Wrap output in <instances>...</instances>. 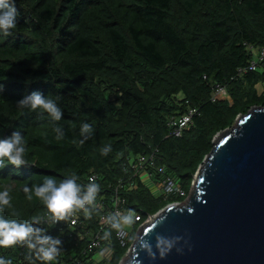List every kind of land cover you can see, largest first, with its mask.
<instances>
[{
    "label": "trees",
    "instance_id": "1",
    "mask_svg": "<svg viewBox=\"0 0 264 264\" xmlns=\"http://www.w3.org/2000/svg\"><path fill=\"white\" fill-rule=\"evenodd\" d=\"M14 5L16 28L11 35L0 31V139L19 131L26 164L17 168L5 160L0 168V192L10 197L0 216L21 223L44 220L49 210L34 193L28 199L24 188L47 178L58 184L75 174L82 195L90 183L98 184L93 202H101L102 210L93 205L89 215L74 210L73 232L79 235L60 246L65 262L92 264L95 249H87L84 234L98 229L97 219L111 208L120 185L122 208L139 221L129 223L128 236L120 238L114 219L102 239L108 256L96 262L118 264L144 220L186 199L215 134L252 106H264V87H257L264 86V63L249 69L255 51L248 48L264 46V0H14ZM216 84L225 97L212 99ZM33 92L56 102L59 121L42 109L17 106ZM189 107L196 112L176 136L169 119ZM85 123L91 133L81 131ZM141 155L152 156L153 167L140 165ZM145 174L152 183L170 176L184 195L160 194L143 180ZM90 175L96 176L92 182ZM67 221L66 216L61 224L43 223L45 234L66 237ZM27 247L0 246V258L44 264Z\"/></svg>",
    "mask_w": 264,
    "mask_h": 264
},
{
    "label": "water",
    "instance_id": "2",
    "mask_svg": "<svg viewBox=\"0 0 264 264\" xmlns=\"http://www.w3.org/2000/svg\"><path fill=\"white\" fill-rule=\"evenodd\" d=\"M121 264H264V106L215 134L187 201L140 225Z\"/></svg>",
    "mask_w": 264,
    "mask_h": 264
},
{
    "label": "clouds",
    "instance_id": "3",
    "mask_svg": "<svg viewBox=\"0 0 264 264\" xmlns=\"http://www.w3.org/2000/svg\"><path fill=\"white\" fill-rule=\"evenodd\" d=\"M16 17L17 10L14 0H0V31L5 35H11V30L16 28ZM2 88L3 85H0V90ZM16 103L21 109L25 107H29L33 111L42 109L54 121H59L62 117V111L56 102L39 92H33ZM92 130V127L86 123L81 127L82 132L91 133ZM54 131L59 133L61 128L57 126ZM57 138H62V135ZM25 151L24 139L19 131L15 130L10 136L0 139V168L6 166L5 160L17 168L25 165ZM108 151H110V148H105L102 150V154L107 155ZM76 179L75 174H72L71 178L63 179L57 184L55 179L47 178L41 186H35L32 189L25 187L24 192L27 194L28 199L31 200L34 193L35 197L44 202L51 213L48 219L52 222L64 220L69 213L77 209H82L87 215L89 210L85 205L93 203L99 191V185L90 183L87 192L82 195L81 187L76 183ZM9 205V194L0 192V212L4 211L5 207ZM124 220L127 223L133 222L131 215L125 217ZM43 222L41 218H34L31 222L21 223L0 216V246L7 247L18 243L27 244L29 248L36 250L38 257L44 264H51L59 253L61 240L58 237L53 238L45 235L44 229L35 226ZM156 240V246L160 249L161 254L172 247V243L165 237L158 235ZM144 246L151 248V244L148 241L144 242ZM0 264H11V261L0 258Z\"/></svg>",
    "mask_w": 264,
    "mask_h": 264
},
{
    "label": "built area",
    "instance_id": "4",
    "mask_svg": "<svg viewBox=\"0 0 264 264\" xmlns=\"http://www.w3.org/2000/svg\"><path fill=\"white\" fill-rule=\"evenodd\" d=\"M249 49L253 51H255V54L253 55L252 60L249 63V69L254 70L256 69L261 63H264V46L254 49L252 46H248ZM226 95V91L225 89L219 85L216 84L215 85V93L213 95V98L216 97H220V96H224ZM196 110L194 108H187L186 111L181 114L178 118H170L169 119V124L173 127V132L174 135L178 136L180 135L182 129H184L185 127L188 126V124H190L191 122V118L192 116L195 114ZM137 162L140 165L143 164H147L148 167H153V157L149 156V157H145V156H139ZM138 165V164H137ZM158 172L162 173V169L158 167ZM95 175H90L88 180L89 181H93L95 179ZM145 180L147 182L150 181L149 179V175L145 174ZM194 183V177H193V181H192V185ZM149 185L152 184V186L156 187V190L164 195V196H182L184 195V191L181 187V185L179 183H177L173 178H171L168 175H165L160 181L152 183L149 182ZM120 185H118L115 189V193L113 195V197H111V208H109L106 211H103L100 216L97 219V224L99 225L98 229L95 231V233L92 236H89L87 233L84 234L85 236L88 237V244H87V249L91 250V249H95L94 250V254H93V262L92 264H96V262L101 261L104 257H107V249L105 247V245L102 243V239L104 240L106 238V229L111 226L113 224V220H117L116 223V229L118 230L117 232V236L120 238H126L128 236V232L126 231V226L129 224L127 222H125L124 218L131 215L132 216V223L139 221V216L129 210H125L124 208H122L121 205L124 204V198L123 196H120L118 194V188ZM189 196V194H188ZM187 196V197H188ZM186 199L183 201V203H185ZM180 204H183L182 202H177ZM94 206L97 209H101L102 210V203L101 202H93L92 204L89 205H85L86 208H88L89 206ZM85 214V213H84ZM51 215L48 214V216H46V218L43 220V223H48L49 226H54L56 224H61V220L57 221V222H52L51 220L48 219V217ZM89 215V214H87ZM154 215V214H153ZM68 217V221L66 224L67 226V233H66V237L60 236V235H56L53 238H59L61 240V245L63 244V242L65 240H75L76 237L79 235V233H74V229L78 227V217H77V213H75V211L71 212L69 215H67ZM152 215H150L146 220H144L141 225L145 224L147 221H149L151 219ZM43 223L36 225V227H40L43 229ZM140 227V226H139ZM139 227L137 228V231L139 229ZM136 231V233H137ZM44 234H45V230H44ZM46 235V234H45ZM136 235V234H135ZM60 245V246H61ZM59 246V247H60ZM27 249L30 250L31 253L36 254V250L27 247ZM129 250V248H128ZM127 250V252H128ZM127 252L125 254V256L119 261L118 264H121L123 262V260L125 259V257L127 256ZM83 253H85V249L83 250ZM70 260V259H69ZM78 263V261H76ZM52 264H72V262H65L63 254L61 252L58 253L56 259L51 262Z\"/></svg>",
    "mask_w": 264,
    "mask_h": 264
},
{
    "label": "rangeland",
    "instance_id": "5",
    "mask_svg": "<svg viewBox=\"0 0 264 264\" xmlns=\"http://www.w3.org/2000/svg\"><path fill=\"white\" fill-rule=\"evenodd\" d=\"M257 87H258V89H259V91H261V90H263V87L264 86H262V85H257ZM143 180H145V179H143ZM146 181V180H145ZM149 183V182H148ZM193 186V185H192ZM192 190V189H191ZM156 191V190H155ZM191 192V191H190ZM183 203V202H182Z\"/></svg>",
    "mask_w": 264,
    "mask_h": 264
}]
</instances>
